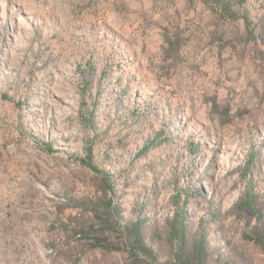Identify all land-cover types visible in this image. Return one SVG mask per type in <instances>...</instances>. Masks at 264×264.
I'll use <instances>...</instances> for the list:
<instances>
[{
  "label": "rangeland",
  "instance_id": "374dc122",
  "mask_svg": "<svg viewBox=\"0 0 264 264\" xmlns=\"http://www.w3.org/2000/svg\"><path fill=\"white\" fill-rule=\"evenodd\" d=\"M263 234L264 0H0V264H264Z\"/></svg>",
  "mask_w": 264,
  "mask_h": 264
},
{
  "label": "trees",
  "instance_id": "16d2710c",
  "mask_svg": "<svg viewBox=\"0 0 264 264\" xmlns=\"http://www.w3.org/2000/svg\"><path fill=\"white\" fill-rule=\"evenodd\" d=\"M154 146V143H150L146 149L148 150L150 147ZM144 151V152H145ZM87 156L86 159L80 160L86 167L91 169L93 172L104 176V172L99 169L94 163H93V151L92 148H87L86 149ZM141 153V154H144ZM105 181L107 182L108 186L110 185V180L104 176ZM258 199V194L255 192L253 189V186L250 187V190L247 192L245 199L242 202V206L245 209H249V211L256 216L260 220V213L258 212V209L256 208V201ZM113 212L116 210L113 208ZM141 222L137 221L133 224L125 226L124 232L127 234V237L129 241L136 246L139 250L143 251L149 258L155 259V257L150 253L149 249L146 246V243L144 241L143 235H142V227H141ZM186 226V220L183 215V220L181 223L178 225H172L174 231L173 234L174 236L178 239L179 245H182L185 241L184 235H185V227ZM257 243L263 248L264 250V234L262 235V238L257 241ZM181 247V246H180ZM180 251H182V247L179 248ZM177 264H187V263H177Z\"/></svg>",
  "mask_w": 264,
  "mask_h": 264
}]
</instances>
